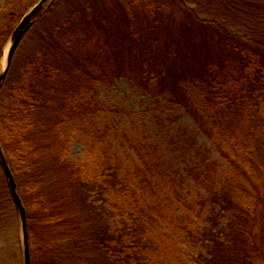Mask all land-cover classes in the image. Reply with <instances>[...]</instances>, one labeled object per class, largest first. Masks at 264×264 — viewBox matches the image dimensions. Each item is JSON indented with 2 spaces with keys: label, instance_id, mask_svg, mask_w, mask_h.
<instances>
[{
  "label": "trees",
  "instance_id": "1",
  "mask_svg": "<svg viewBox=\"0 0 264 264\" xmlns=\"http://www.w3.org/2000/svg\"><path fill=\"white\" fill-rule=\"evenodd\" d=\"M12 29L0 17V59ZM15 54L0 88V145L31 264H165L154 229L173 220L201 246L200 264H264V0H105L67 13L18 66ZM120 79L179 106L211 143L191 144L185 167L204 191L186 203L199 228L176 217L186 194L164 155L126 136L122 154L96 121L121 113L96 97ZM75 139L83 161L71 157ZM0 264H22L1 159Z\"/></svg>",
  "mask_w": 264,
  "mask_h": 264
},
{
  "label": "rangeland",
  "instance_id": "2",
  "mask_svg": "<svg viewBox=\"0 0 264 264\" xmlns=\"http://www.w3.org/2000/svg\"><path fill=\"white\" fill-rule=\"evenodd\" d=\"M36 2L38 0H0V17H3L8 29H12ZM104 2L105 0H53L47 3L35 16L33 27L18 46L15 64L18 66L32 57L37 49L43 48L54 26L67 13ZM96 97L108 107L121 111L120 114L104 111L96 115V121L101 126L107 125L110 141L117 150L123 154V151L128 149L125 136L131 139H146L171 163L172 172L186 194L182 204L177 202L173 205L176 217L193 228H199L200 217L195 216L194 212L186 207V203L204 191L186 173L185 167L196 161L191 144L211 149L212 145L208 139L197 132L194 123L179 106L171 104L165 97L152 98L134 82L120 79L110 89L99 87ZM85 151L84 144L75 139L70 150L71 157L83 161L86 157ZM211 157L218 162L220 172L226 170L227 166L216 153H212ZM177 223L179 222L173 220L154 229V236L163 242V246L167 247L165 249L169 250L171 255V261L165 264H176V257L185 264H200L196 256L202 252L201 246L192 243L182 229L176 228Z\"/></svg>",
  "mask_w": 264,
  "mask_h": 264
},
{
  "label": "water",
  "instance_id": "3",
  "mask_svg": "<svg viewBox=\"0 0 264 264\" xmlns=\"http://www.w3.org/2000/svg\"><path fill=\"white\" fill-rule=\"evenodd\" d=\"M53 0H38L33 6L29 8L22 16L20 21L12 29L10 36L2 50L0 59V88L3 85L8 74L10 65L14 54L25 35L30 31L35 23V16L40 13L43 7ZM0 159L3 168L4 176L6 178L9 191L17 212L18 226L21 241L22 264H31L29 245H28V231L26 210L19 196L16 181L6 161L5 155L0 145Z\"/></svg>",
  "mask_w": 264,
  "mask_h": 264
}]
</instances>
